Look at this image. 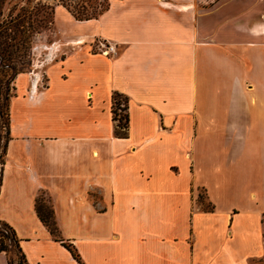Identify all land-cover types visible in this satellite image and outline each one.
Returning a JSON list of instances; mask_svg holds the SVG:
<instances>
[{"label":"crops","instance_id":"0c3cea01","mask_svg":"<svg viewBox=\"0 0 264 264\" xmlns=\"http://www.w3.org/2000/svg\"><path fill=\"white\" fill-rule=\"evenodd\" d=\"M107 2L89 19L57 2L55 37L33 47L45 61L15 79L0 219L29 264H258L264 0ZM223 26L235 37L216 42ZM115 94L127 137L116 135ZM41 194L62 240L38 214Z\"/></svg>","mask_w":264,"mask_h":264},{"label":"trees","instance_id":"16d2710c","mask_svg":"<svg viewBox=\"0 0 264 264\" xmlns=\"http://www.w3.org/2000/svg\"><path fill=\"white\" fill-rule=\"evenodd\" d=\"M105 6L98 12H93L91 14L83 11L73 12L77 19H89L97 17L103 10L108 7L107 0ZM0 25V75L3 78H0V120H3V125L6 126L5 142L0 148H2V153L0 154V159L3 163L5 162V156L8 150V142L10 139V84L15 82V79L19 73L25 72L27 66L31 67L32 56L30 50V42L28 35L24 36L23 31H21V36L17 34H12L8 32V27L2 29ZM29 52L31 54H29ZM29 56V60H28ZM6 88V90H4ZM120 95V94H115ZM127 109V104L126 107ZM127 127H128V115H125V123H118L116 129V135L119 137H127ZM3 138V135L0 136V140ZM3 182V168H0V190ZM210 207L204 210H212L213 205L211 202ZM36 207L38 214L44 224L49 228L52 235L56 240H62L61 232L57 224L55 213L52 205L48 202L47 198L41 194L37 197ZM69 250L72 252L74 257L81 261L79 252L75 246L66 244ZM12 248L18 255L17 264H29L26 255L22 249L20 238L17 234L16 229L7 221L0 219V252H5L7 256L8 264H15V260L12 256Z\"/></svg>","mask_w":264,"mask_h":264},{"label":"rangeland","instance_id":"374dc122","mask_svg":"<svg viewBox=\"0 0 264 264\" xmlns=\"http://www.w3.org/2000/svg\"><path fill=\"white\" fill-rule=\"evenodd\" d=\"M63 2L72 12L85 11L88 14L93 12L100 11L106 4L104 0H0V25L2 26L1 30L5 27H8V32L12 34H17L21 36V31H23L24 36L29 37L31 42L30 53L32 56L31 67L27 66L25 72L32 74L37 65V58L39 57L40 61H45L47 52L39 54L37 57L33 54V47L36 44L41 42H50L55 37L53 32V20H54V9L57 2ZM236 4V0H233ZM228 12V11H227ZM225 13L222 10H218L214 13V24L217 26L220 19L224 17ZM230 35L235 37L232 33L227 31L226 27H221L218 33L215 34L216 42L226 40L225 36ZM219 40V41H217ZM29 60V56H28ZM42 80L44 78L41 75ZM0 78H3L0 75ZM14 82L10 84V95L13 96L16 94ZM6 90V88H4ZM126 100L122 95H114L113 98V110L115 111L114 115L117 119V123H125L126 115ZM3 125V120H0V136L3 135V138L0 140V146L5 142L6 126ZM59 130L58 127L52 128V131ZM2 153V148H0V154ZM2 167V162L0 159V168ZM198 204L202 209H207L211 205L207 199V193L204 188L199 187V197ZM16 251V250H15ZM12 248V256L17 264L18 255ZM0 264H7L4 260V256H0ZM258 264H264V260L258 262Z\"/></svg>","mask_w":264,"mask_h":264},{"label":"built area","instance_id":"2783aa9c","mask_svg":"<svg viewBox=\"0 0 264 264\" xmlns=\"http://www.w3.org/2000/svg\"><path fill=\"white\" fill-rule=\"evenodd\" d=\"M97 49L105 54H117V47L106 41H99Z\"/></svg>","mask_w":264,"mask_h":264},{"label":"bare ground","instance_id":"6f19581e","mask_svg":"<svg viewBox=\"0 0 264 264\" xmlns=\"http://www.w3.org/2000/svg\"><path fill=\"white\" fill-rule=\"evenodd\" d=\"M253 98V97H252Z\"/></svg>","mask_w":264,"mask_h":264}]
</instances>
